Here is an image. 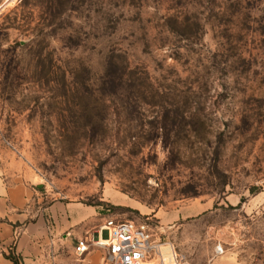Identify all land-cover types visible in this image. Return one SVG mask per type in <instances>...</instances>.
<instances>
[{
  "label": "rangeland",
  "instance_id": "rangeland-1",
  "mask_svg": "<svg viewBox=\"0 0 264 264\" xmlns=\"http://www.w3.org/2000/svg\"><path fill=\"white\" fill-rule=\"evenodd\" d=\"M201 2L0 0V172L28 189L15 240L72 204L82 236L132 221L190 264H264V0ZM112 55L147 79L137 109L101 92ZM162 100L200 111V138L165 136L146 104ZM57 239L22 264H108Z\"/></svg>",
  "mask_w": 264,
  "mask_h": 264
},
{
  "label": "trees",
  "instance_id": "trees-1",
  "mask_svg": "<svg viewBox=\"0 0 264 264\" xmlns=\"http://www.w3.org/2000/svg\"><path fill=\"white\" fill-rule=\"evenodd\" d=\"M197 1L201 2L202 0ZM205 1L210 2L211 0ZM178 19L179 18L175 20L179 21ZM188 20L189 19H186L181 22V29L183 30L174 31V33L185 39H187V33L190 31L191 27L190 21ZM145 80L147 79L144 78L142 74L130 68L126 59L123 60V57L119 55H112L107 61L105 76L101 82V92L109 99L120 96L122 106L136 107L137 109L146 102V100L141 97V95H143L141 81ZM94 92L98 91L95 89L90 91V96H95ZM156 95L159 96V93H156ZM146 104L152 107L158 106L160 108L155 122L160 126L165 136L173 135L179 137L183 134L185 138H191L193 135L195 138H200L198 125L203 119L201 118L200 111L190 110L189 102L182 104L183 106L175 102L167 103L165 100L160 102H147ZM94 105H96V102H94ZM14 247V245L10 247L11 252L9 256H6V259L13 264H22V257L14 252Z\"/></svg>",
  "mask_w": 264,
  "mask_h": 264
},
{
  "label": "crops",
  "instance_id": "crops-1",
  "mask_svg": "<svg viewBox=\"0 0 264 264\" xmlns=\"http://www.w3.org/2000/svg\"><path fill=\"white\" fill-rule=\"evenodd\" d=\"M7 177V174L0 172V232L5 234V244L8 246L14 245L16 254L21 256L24 261L33 257L39 259L43 256V251L47 249L54 250L58 243V235L62 234L64 238L67 236L69 238L77 237L79 240L87 235L82 236L81 231L72 230V227L80 223L75 217L77 214L73 213L75 210H79L77 206L68 204L61 208L67 221V224L63 225L62 217L55 215L57 205H52L46 211L49 218L53 220V230H51L52 226H47L44 218H39L35 223H30L24 229H21L24 234L15 240L14 234L18 230L16 226L18 223L23 224L20 218L22 215L19 211L25 205L24 196L28 194V189L20 179H8ZM27 245L28 247H26ZM91 259L95 262L98 260L96 255Z\"/></svg>",
  "mask_w": 264,
  "mask_h": 264
},
{
  "label": "built area",
  "instance_id": "built-area-1",
  "mask_svg": "<svg viewBox=\"0 0 264 264\" xmlns=\"http://www.w3.org/2000/svg\"><path fill=\"white\" fill-rule=\"evenodd\" d=\"M94 249L104 252L108 264H190L174 244L132 221H105L77 241L74 253L83 257Z\"/></svg>",
  "mask_w": 264,
  "mask_h": 264
},
{
  "label": "water",
  "instance_id": "water-1",
  "mask_svg": "<svg viewBox=\"0 0 264 264\" xmlns=\"http://www.w3.org/2000/svg\"><path fill=\"white\" fill-rule=\"evenodd\" d=\"M107 237V236H106Z\"/></svg>",
  "mask_w": 264,
  "mask_h": 264
}]
</instances>
